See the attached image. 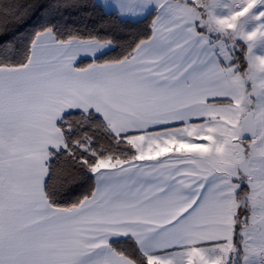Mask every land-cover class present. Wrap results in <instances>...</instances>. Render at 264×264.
<instances>
[{
    "label": "snow or ice",
    "instance_id": "1",
    "mask_svg": "<svg viewBox=\"0 0 264 264\" xmlns=\"http://www.w3.org/2000/svg\"><path fill=\"white\" fill-rule=\"evenodd\" d=\"M35 7L0 0V264H264V0H96L147 22L113 59L13 43Z\"/></svg>",
    "mask_w": 264,
    "mask_h": 264
},
{
    "label": "trees",
    "instance_id": "2",
    "mask_svg": "<svg viewBox=\"0 0 264 264\" xmlns=\"http://www.w3.org/2000/svg\"><path fill=\"white\" fill-rule=\"evenodd\" d=\"M36 5L32 16L23 27L19 35L10 39L15 44L26 41L29 35L38 30L42 25L55 21L58 26L64 29L65 34L76 33L83 37L98 36L112 40L113 49L105 59H113L120 56L139 38H142L147 29V22L143 24H123L113 16H105L102 11H93L91 5L96 0H69V3L79 5L77 7L55 5L61 0H31ZM3 38L0 37V40ZM0 55L18 56L11 44H5ZM85 63L88 60H84ZM79 62V61H78Z\"/></svg>",
    "mask_w": 264,
    "mask_h": 264
},
{
    "label": "crops",
    "instance_id": "3",
    "mask_svg": "<svg viewBox=\"0 0 264 264\" xmlns=\"http://www.w3.org/2000/svg\"><path fill=\"white\" fill-rule=\"evenodd\" d=\"M82 59L87 60V58H83V57H82Z\"/></svg>",
    "mask_w": 264,
    "mask_h": 264
}]
</instances>
